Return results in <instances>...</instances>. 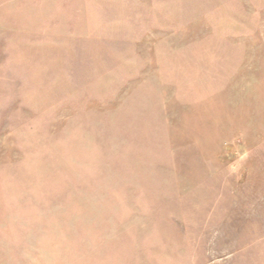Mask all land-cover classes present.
<instances>
[{"label":"rangeland","instance_id":"374dc122","mask_svg":"<svg viewBox=\"0 0 264 264\" xmlns=\"http://www.w3.org/2000/svg\"><path fill=\"white\" fill-rule=\"evenodd\" d=\"M0 264H264V0H0Z\"/></svg>","mask_w":264,"mask_h":264}]
</instances>
